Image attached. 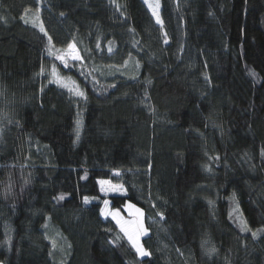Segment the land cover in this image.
I'll use <instances>...</instances> for the list:
<instances>
[{
  "label": "trees",
  "instance_id": "16d2710c",
  "mask_svg": "<svg viewBox=\"0 0 264 264\" xmlns=\"http://www.w3.org/2000/svg\"><path fill=\"white\" fill-rule=\"evenodd\" d=\"M156 3L0 0V264H264V0Z\"/></svg>",
  "mask_w": 264,
  "mask_h": 264
},
{
  "label": "snow or ice",
  "instance_id": "6c2138e0",
  "mask_svg": "<svg viewBox=\"0 0 264 264\" xmlns=\"http://www.w3.org/2000/svg\"><path fill=\"white\" fill-rule=\"evenodd\" d=\"M145 3H147V0H145ZM149 6L151 7V5H149ZM153 14L155 15V11H153ZM62 15H63V13H62ZM21 19H23V17H21ZM27 22L28 21L25 20V23H27ZM157 23H161L159 18H157ZM41 31H44L42 26H41ZM45 35H47V33H45ZM68 48L71 50L70 51V55H71L72 59H74V60L80 59V57L75 53L74 45L69 44ZM109 50H111V49H109ZM57 59H60L62 62H64V57H62V56H57ZM65 66H67L66 62H65ZM43 71H44L43 68H41V74L43 73ZM52 74H53V76H56L55 68L53 69V73ZM70 91H71V89H70ZM75 94L79 95V96H84V93L81 92V91H76ZM76 123H77L76 135H77V138H79V134H80L79 133V129H80V126H81V121L77 120ZM262 154H264V153H262ZM116 175H119V173H116ZM98 183L102 186L101 187V191L105 190L104 187H103L104 185L110 184L109 181H104V180L98 181ZM112 190H119V191L122 192L123 191V186H121V185L113 186ZM56 199L62 200V199H64V196L60 195L59 197H56ZM88 202H89L88 197H85L84 198V203L87 204ZM209 203L211 204L212 202L209 201ZM104 204H105V206H107L108 201H104ZM128 207H132V205H129ZM237 210H238V208H237ZM136 212L138 213L139 216L143 215L140 212L139 209H136ZM100 214L102 216H108V215L112 216V218L116 221L117 225L119 226L120 231L124 233V236L127 238L129 244L135 250L137 256H139V257H147V256L150 255V253L140 243V237L147 233V229L144 228L143 223L139 219L135 222L136 226L134 228H130L127 225V222L122 221V218L120 217L118 211L108 212V211L105 210V208H101ZM230 215H231V213H230ZM241 224H242L241 231H250V229L247 226V222L246 221H241ZM258 231H264V229H260ZM252 236H253V238H255L257 236V232H252ZM117 239H119V237H117ZM109 243H115V242L114 241H109ZM215 251H216L215 248L210 249V252H215Z\"/></svg>",
  "mask_w": 264,
  "mask_h": 264
},
{
  "label": "rangeland",
  "instance_id": "374dc122",
  "mask_svg": "<svg viewBox=\"0 0 264 264\" xmlns=\"http://www.w3.org/2000/svg\"><path fill=\"white\" fill-rule=\"evenodd\" d=\"M145 1V0H144ZM148 9L150 10L151 14L153 15V18L157 21V12H158V9H157V3H156V0H147V3H146ZM151 5V7L149 6ZM153 11H155V15L153 14ZM70 54V53H69ZM71 56V55H70ZM61 83L65 86H68V89H72L74 92L77 91V89L74 87V85L72 83H69L68 81H64L62 80ZM101 181V180H100ZM105 181V180H104ZM99 184V183H98ZM113 186H118V185H114L112 183L110 184H106L104 185V191H101L104 195H123L124 193V190L121 192L119 190H112L113 189ZM99 187H100V190H101V185L99 184ZM129 205H132L130 203H127L126 206L124 207V212L126 214V217H122L120 214V217L122 218V221L124 222H127V225L130 227V228H134L136 225H135V222L139 219L142 223H143V226L145 228V225H144V215L142 216H139L138 213L136 212V209H139L138 207L132 205V207H128ZM103 208H105L106 211L108 212H114L115 210H112L110 208L109 205L107 206H104ZM140 212L143 214L142 210L139 209ZM104 218L106 217H111V215H108V216H103ZM113 219V218H112ZM146 229V228H145ZM147 233L143 236L140 237V243H141V239L146 236Z\"/></svg>",
  "mask_w": 264,
  "mask_h": 264
},
{
  "label": "built area",
  "instance_id": "2783aa9c",
  "mask_svg": "<svg viewBox=\"0 0 264 264\" xmlns=\"http://www.w3.org/2000/svg\"><path fill=\"white\" fill-rule=\"evenodd\" d=\"M71 51V50H70ZM70 53V52H69ZM75 53L77 54V50L75 49ZM72 59V58H71ZM72 60H74V59H72Z\"/></svg>",
  "mask_w": 264,
  "mask_h": 264
}]
</instances>
